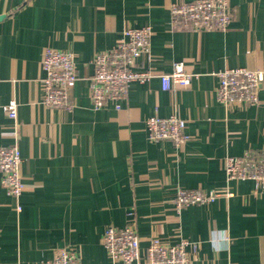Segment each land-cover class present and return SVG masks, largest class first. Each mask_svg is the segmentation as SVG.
Here are the masks:
<instances>
[{
  "label": "crops",
  "instance_id": "0c3cea01",
  "mask_svg": "<svg viewBox=\"0 0 264 264\" xmlns=\"http://www.w3.org/2000/svg\"><path fill=\"white\" fill-rule=\"evenodd\" d=\"M185 0H0V147L18 144L22 211L0 175V264H44L71 248L80 264H111L102 245L109 226L134 223L143 251L156 236L196 244L190 264H264V195L249 180L226 182V156L264 152V80L256 106L227 110L216 73H264V0H230L225 32L174 30L170 5ZM188 1V0H187ZM149 26L152 61L142 70L171 73L184 63L187 88L165 92L158 77L133 83L120 110L93 111L94 54L113 48L129 28ZM46 47L75 55L74 111L42 104ZM18 104L17 120L4 106ZM176 115L187 123L183 149L148 139L146 121ZM230 198L177 215L178 188L222 191Z\"/></svg>",
  "mask_w": 264,
  "mask_h": 264
},
{
  "label": "built area",
  "instance_id": "2783aa9c",
  "mask_svg": "<svg viewBox=\"0 0 264 264\" xmlns=\"http://www.w3.org/2000/svg\"><path fill=\"white\" fill-rule=\"evenodd\" d=\"M171 26L174 30L211 32L229 29L233 21L230 0H185L170 5ZM151 27L129 28L111 49L94 54V74L89 79V100L93 111L113 105L120 110L127 101L129 87L133 83L147 84L158 77L162 91L169 92L175 87H189L195 74L185 70L184 63H175L171 73L156 74L151 69L142 70L143 61L150 63L153 55ZM41 68L45 73L42 80V104L60 111H74L78 106L72 100V90L78 78L75 55L46 47L41 57ZM218 86L216 97L225 109L256 106L260 103L259 92L264 73L247 68L225 69L216 73ZM18 104L15 101L4 106L9 118L17 120ZM148 139L152 142L171 141L183 149L190 140L186 133L187 123L176 115L164 118L154 115L146 121ZM21 152L17 143L0 147L1 183L8 196L16 202V211H22L21 197L25 185L20 173ZM226 182L252 181L255 193L264 195V152H250L242 156H226L223 161ZM229 187L222 191L178 188L174 199L177 215L190 206L210 205L220 198H230ZM111 264H140L143 251L141 239L134 223L123 228L109 226L103 237ZM196 244L182 239L176 245L163 243L158 237L149 239L143 264H190L191 251ZM44 264H80L74 249L57 250L52 259Z\"/></svg>",
  "mask_w": 264,
  "mask_h": 264
},
{
  "label": "water",
  "instance_id": "95a60500",
  "mask_svg": "<svg viewBox=\"0 0 264 264\" xmlns=\"http://www.w3.org/2000/svg\"><path fill=\"white\" fill-rule=\"evenodd\" d=\"M2 19V17H0V20Z\"/></svg>",
  "mask_w": 264,
  "mask_h": 264
}]
</instances>
